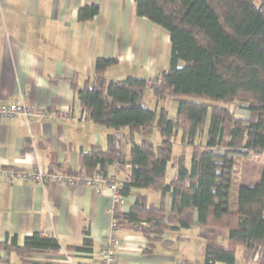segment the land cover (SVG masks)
Listing matches in <instances>:
<instances>
[{"label":"trees","instance_id":"1","mask_svg":"<svg viewBox=\"0 0 264 264\" xmlns=\"http://www.w3.org/2000/svg\"><path fill=\"white\" fill-rule=\"evenodd\" d=\"M135 5L137 16L169 34L167 68L149 83L134 77L111 80L105 72L116 60L97 58L91 79L79 85L74 76L70 85L80 110L107 129L106 145L81 152L77 171L62 164L50 172L91 176L98 171L114 178L124 198L134 197L126 213L114 212L115 231L141 234L143 254L171 244L166 234L197 224L226 230L233 244L226 247L208 237L202 264H235L236 247L244 261L258 256L264 264V163L259 178L239 186L235 202L232 195L237 160L264 152V0H135ZM97 12L95 5L82 7L78 19L90 20ZM147 86L157 101L176 102L174 117L163 107L145 105ZM231 104L248 117L236 115ZM123 129L128 156L117 148L116 134ZM154 129L161 137L158 145L149 139ZM178 131L181 150L173 156ZM168 168L175 170L171 180ZM152 193L159 195L156 204L149 202ZM83 234L82 245L63 249L52 234L36 231L22 244L16 236L6 237L0 250L24 263L33 254L92 253L87 229Z\"/></svg>","mask_w":264,"mask_h":264},{"label":"crops","instance_id":"2","mask_svg":"<svg viewBox=\"0 0 264 264\" xmlns=\"http://www.w3.org/2000/svg\"><path fill=\"white\" fill-rule=\"evenodd\" d=\"M92 5L97 14L80 21L79 10ZM169 50V34L137 16L135 0H0V104L31 103L53 114L0 120V243L16 236L22 244L33 232L43 231L64 249L82 245L84 229L93 243L89 254L73 250L33 254L26 263L0 250V264H99L113 219L106 187L97 191L81 185H42L6 177L1 171L64 174L50 172L53 165L62 164L77 171L79 154L93 146L105 147L108 131L84 118L70 80L75 76L82 85L93 77L97 58H110L116 64L106 70L107 79L134 77L149 83L167 68ZM151 96L158 110L152 91ZM59 110L69 116H55ZM121 133L116 134L117 148L124 154ZM129 149L130 145L125 156ZM168 170L171 180L175 170ZM133 201V196L125 197L116 212L126 213ZM114 234L120 240L114 264H202L208 237L221 238L224 246L229 240L225 230L194 224L166 234L164 239L171 244H158L153 254H143L146 240L141 234L125 229Z\"/></svg>","mask_w":264,"mask_h":264},{"label":"built area","instance_id":"3","mask_svg":"<svg viewBox=\"0 0 264 264\" xmlns=\"http://www.w3.org/2000/svg\"><path fill=\"white\" fill-rule=\"evenodd\" d=\"M159 83V81H158ZM50 113H46L40 109H36L31 103H10L0 104V120L11 119L15 117H51ZM55 116L59 118H67L69 116L68 111L59 110L55 113ZM3 175L9 178L21 179V180H33L39 184L46 183H61L64 185H81L91 187L97 191L101 187H106L111 194L112 209L111 213L117 210L122 203L124 197L119 191V184L114 178H105L98 171L91 176L84 175H64L46 173L39 169L33 171H20V170H7L1 171ZM116 229V220L112 219L111 231L105 239L104 246L99 251V264H114L116 261L117 250L120 245V240L115 236L114 231Z\"/></svg>","mask_w":264,"mask_h":264},{"label":"rangeland","instance_id":"4","mask_svg":"<svg viewBox=\"0 0 264 264\" xmlns=\"http://www.w3.org/2000/svg\"><path fill=\"white\" fill-rule=\"evenodd\" d=\"M158 84H159L158 82L155 83V85H158ZM144 103L148 108H151V109H154L157 106L155 99L154 100L152 99L151 91L149 89L146 90V93L144 95ZM162 107L167 109V113H168L169 117L175 116V114H176V102L174 100L166 99V100L158 101V110ZM230 108L234 110V113H236V115H240L244 118L248 117L247 112H245L243 110H239L237 108V106H235L234 104H231ZM207 124H208V120L206 121V131H207ZM229 128H230V124L227 123L225 125V130H224V136H223L224 141H227ZM206 131L204 133V138H202V140L204 139V142H205L206 137H207ZM121 132H126V129H123ZM180 137H181V133L178 131L177 135L174 136L172 139L173 156L178 155L180 150H181ZM149 139L154 143V145H158L160 143L161 137H160V134L157 131V129L153 130V132L149 135ZM122 141H121V150H122V152H124V154L127 155L128 154L127 150L129 148V145L125 144V142H122ZM190 152H191V149L188 148L187 149V156L188 157L190 155ZM263 163H264V152L261 154L253 153L252 155H250L246 159L244 158V159L237 160V165L235 166L236 176L234 179V185H233V190H232L234 202L237 199L238 188L243 182H245V184H249V183L253 182L255 179L259 178L260 170H261ZM167 176H168V178H170V176H171L170 170H167ZM157 196H158V194H156V193L150 194L149 195V202L156 204L158 202L156 199ZM213 237H215V236H213ZM220 240H221V242L223 241L221 238H220ZM220 240H218V242H220ZM225 246L226 247H232L233 244H232L231 240H228L225 243ZM235 252H236L237 263L239 264L240 260L244 261L242 259V256H241L240 247H236ZM251 261L255 262V264H259V257L255 256V257H252L250 260L244 261V262L250 263ZM194 264H198V263L195 262Z\"/></svg>","mask_w":264,"mask_h":264}]
</instances>
